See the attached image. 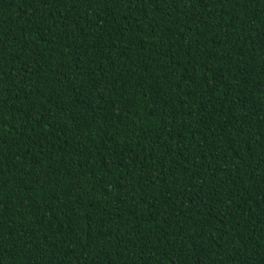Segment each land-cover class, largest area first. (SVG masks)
I'll use <instances>...</instances> for the list:
<instances>
[{
  "label": "trees",
  "instance_id": "trees-1",
  "mask_svg": "<svg viewBox=\"0 0 264 264\" xmlns=\"http://www.w3.org/2000/svg\"><path fill=\"white\" fill-rule=\"evenodd\" d=\"M0 264H264V0H0Z\"/></svg>",
  "mask_w": 264,
  "mask_h": 264
}]
</instances>
